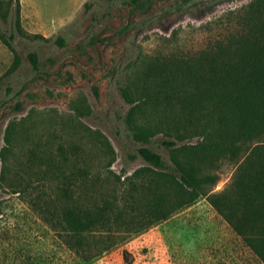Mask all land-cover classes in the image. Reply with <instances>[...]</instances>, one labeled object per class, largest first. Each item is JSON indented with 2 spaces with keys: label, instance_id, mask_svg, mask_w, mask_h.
I'll list each match as a JSON object with an SVG mask.
<instances>
[{
  "label": "rangeland",
  "instance_id": "rangeland-1",
  "mask_svg": "<svg viewBox=\"0 0 264 264\" xmlns=\"http://www.w3.org/2000/svg\"><path fill=\"white\" fill-rule=\"evenodd\" d=\"M12 1L0 4L7 15L0 26L14 35L16 51L0 39V264H264L207 198L176 208L170 181L180 175L158 143L166 139L161 128L148 144L134 135L159 115L122 94L143 83L145 62L173 53L174 33L173 47L187 45L176 53L195 56L222 33L226 15L255 0ZM17 3L21 31L11 10ZM6 139L12 146L2 153ZM141 146L161 153L168 168L145 163ZM201 170L218 177L213 193L237 172L228 160ZM157 184L168 187L160 197L173 201L167 210L174 207L162 220L152 211ZM71 200L105 216L79 243L62 224Z\"/></svg>",
  "mask_w": 264,
  "mask_h": 264
},
{
  "label": "trees",
  "instance_id": "trees-1",
  "mask_svg": "<svg viewBox=\"0 0 264 264\" xmlns=\"http://www.w3.org/2000/svg\"><path fill=\"white\" fill-rule=\"evenodd\" d=\"M140 1L124 0V4L136 5ZM0 4L11 8L13 1L0 0ZM20 9L17 3L11 10L14 25L21 31ZM0 15L7 17L1 12ZM226 18V25L218 31L222 33L210 37L207 49L195 56L176 53L187 50V45L173 47L174 33L168 40L173 53L145 62L143 83L125 88L122 94L127 103L149 104L151 114L159 115L157 124L147 122L135 127L134 135L137 141L148 144L157 128H161L166 139L158 143L172 152L170 163L180 175L178 181H170L176 208L200 197L207 198L264 263V0H255L242 14L237 11ZM233 29L237 30L231 32ZM0 39L16 52L12 44L14 35L8 37L1 26ZM65 41L64 35L56 39L60 46ZM29 59L37 69L38 54L30 53ZM197 137L200 141L195 144L183 143ZM6 141L2 153L12 146L11 140ZM136 152L156 170L168 168L166 158L152 146L138 147ZM222 160L232 162L237 172L228 188L213 193L211 187L218 177L212 175L213 171L203 174L201 169H214ZM159 185L150 193L156 199L152 211L161 214L158 220H162L174 207L167 210L173 201L167 205L165 199H160L168 187ZM66 206L62 224L65 231L79 237L78 243L105 217L102 210L90 205L83 207L79 201L71 200ZM43 214L51 224V218Z\"/></svg>",
  "mask_w": 264,
  "mask_h": 264
}]
</instances>
